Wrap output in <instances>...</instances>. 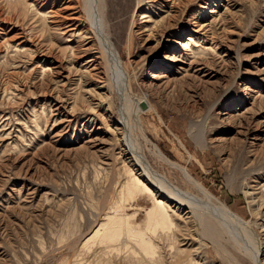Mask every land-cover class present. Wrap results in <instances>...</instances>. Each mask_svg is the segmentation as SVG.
Wrapping results in <instances>:
<instances>
[{
	"label": "rangeland",
	"instance_id": "obj_1",
	"mask_svg": "<svg viewBox=\"0 0 264 264\" xmlns=\"http://www.w3.org/2000/svg\"><path fill=\"white\" fill-rule=\"evenodd\" d=\"M15 2L0 0V264H84L93 257L82 251L80 241L109 212L104 208L113 201L111 192L117 190L121 169L126 167V157L118 155L113 141L117 107L107 110L102 96H97L106 93L102 67L95 70L88 63L97 57V48L90 47L83 36L71 37L44 21L42 15L49 6L35 0ZM180 2L183 6L169 20L163 1L145 3L150 4L143 12L151 23L144 29L150 30L159 21L163 27L147 38L148 32L139 31L142 11L135 9V24L130 26L136 0H108V36L129 68L130 90L150 142L143 143L144 155L154 172L185 193L181 176L152 155L155 145L201 183L217 206L229 208L249 223L256 222L253 230L264 243V205L255 198L259 197L258 187L264 185V0ZM127 3L132 9L126 8ZM164 25L169 34L164 35ZM202 25L207 28L200 33L199 44L213 46L212 55L218 58L211 57L212 68L192 63L181 46L192 34L189 31ZM160 40L157 46L155 42ZM167 56L176 62L165 61ZM157 77L161 79L152 84L158 87H149V80ZM246 87L249 91H244ZM204 118V145H200L190 137L189 128ZM251 122L259 137L257 147L252 146V136L242 135ZM217 138L224 142L220 144ZM245 181L252 188L257 185L255 195H243L251 193L241 188ZM252 202L255 205L249 204ZM150 206L148 201H138L137 206L127 205L126 212L135 213L134 222L142 225ZM259 208L263 215L254 216L251 210ZM180 234L174 235L177 242ZM162 236L155 239L163 261L159 264H185L194 253L196 262L204 258L206 264L225 263L210 244H204L199 255L196 244L186 249L176 242L175 246L185 249L176 254L169 249L172 239ZM189 237L195 242L194 236ZM123 251L94 262L133 264ZM232 252L241 264H251ZM261 260L264 263V250Z\"/></svg>",
	"mask_w": 264,
	"mask_h": 264
},
{
	"label": "bare ground",
	"instance_id": "obj_2",
	"mask_svg": "<svg viewBox=\"0 0 264 264\" xmlns=\"http://www.w3.org/2000/svg\"><path fill=\"white\" fill-rule=\"evenodd\" d=\"M8 1L13 2V3L15 1L19 3H23L22 2L23 0H8ZM36 1L40 2L41 5H45L46 7L49 6L47 8L48 12L42 15V18L44 21H47V22L50 21L49 23L53 24L54 27L59 28V29L61 28L60 30H62L63 33L70 34L71 37H73L75 34L77 35L79 34L80 36H83V38H85V40H87L88 43H91V46L89 45L90 47L95 46L97 48V55L95 54L97 57H95L94 59L90 58L91 60L88 61L89 64L92 63L91 65L93 66L95 70L98 67L99 68L102 67L100 69L101 71H104L105 73L104 92L106 91V93L105 94L102 93L103 95H97V96L98 97L102 96L103 101L102 100L101 101L103 102V104L105 103L107 110H109L112 105H115L117 107L118 122H116L115 124L116 125L114 129L115 133H113V137H114L113 141H115V145L114 144L113 145L116 148V150H118V155L120 154L121 157L122 156L126 157L124 161L126 164V165L124 164V166L126 167H123V170L121 169L122 180L119 183L117 190L115 191L113 190L111 192V195H113V198L111 199H113V201H111L108 207L104 208V209H108L109 212H106L103 215V217H101L102 219L99 218L98 220H96V222L92 224V227H90L89 233L93 232V234L90 233L91 235L90 234L85 235L84 237H82L80 241L82 251L85 252L86 255L93 257L91 261H89V258L87 257L88 259L84 262V264H95L97 262H94V259H99L101 257H103L104 259L106 258L109 259L113 254L117 256L119 255L121 250H124L123 252H125V254H127L128 257L131 258L132 261L137 262L135 264H159L161 263L162 260L159 257L155 239L162 235L167 237L168 239L171 238L172 242L168 244L169 249L174 250L173 252H175L176 254L184 253L185 249H179L177 246H175L176 245L175 243L177 241L174 235H176V232H181L182 234V231L184 232V230L188 232L189 229H190L189 232L191 236H194V240L196 239L195 242L192 241V238L189 237L190 234L187 232L186 234L185 233L182 235L180 234L182 240L180 239L177 242V244H180L181 242L180 245H183L184 247H186V249L192 248L193 245L196 244V246L198 247L197 250L200 255V252L204 244L205 245L210 244L212 248H214L215 252L217 251L218 254L221 256L220 259H222V261L225 262L224 264H241L238 259L239 257L236 258L235 256H233L235 255V253L232 254L233 253L232 250H234L237 253V255H239L240 257L247 259L248 262H250L251 264H264L261 260L262 251L264 250V243L260 241V236L258 237L253 230L256 222L249 223L245 219H243L241 216H239L238 214L230 210L229 208L217 206L212 201L211 196L209 195V193L207 192V190L203 187L201 183L193 179L190 176L189 172L184 169V167H182L181 165L177 163L170 161L165 155H163L158 150V148L155 145L153 146L154 151H151L153 152L152 155H154L162 164L166 165L168 168L177 172L178 175L181 176L182 183H184V186L187 187L188 192L187 191L185 193L180 192L176 187H173L170 184V182L166 180L165 177L159 175L157 172H154L151 169V167L148 165L147 159L144 155L143 143H150V142L146 137L147 134L145 135V132L142 126V121H141L142 117L140 116V113L136 107L137 104L135 105V102H134L135 98H133L132 92L130 90V81H129V76H128L129 68H127L125 62L121 60V57L116 52L108 36V33H109L108 20H109V15H110L108 0H35V2ZM153 1H157V0H136L135 7L133 8V11H131L132 12L131 17H130L131 27L135 24V19H134L135 9L139 12L142 11L140 13L141 18L139 20L140 21L143 20V21L139 23L140 25H142L139 27V31L141 29H144L146 27V24L151 23L149 22L150 21V19H148L149 17L145 15L146 13L144 14L143 10L145 9L146 6L149 7L150 5V4L146 5L145 3L153 2ZM159 1H163V3H165L164 7L168 9L167 15L169 17L166 16L167 20H169L168 18L170 17H175L172 14L173 13L175 14V12H178L177 11L178 8L183 6V4L179 5L181 3L180 2L181 0H159ZM125 6L127 9L131 8L130 3H127ZM185 7L183 9H185ZM183 12L181 11L182 14ZM161 20H162L161 21L162 23L164 20V17ZM194 23L192 24L194 25ZM159 24H160V21L155 22L152 24V28L150 30L144 29L142 32L143 33L148 32L146 34L147 38L149 36L153 37L154 33L156 32V28L158 27L160 28V26L162 25V24L161 25ZM170 24H167V25H170ZM117 25H121V24L118 23ZM48 27H49V24H48ZM131 27H130V30H131ZM168 28L167 27L164 28L165 30V31L163 30L164 35L170 33V30ZM197 28L198 29L196 30L193 29L192 31H189L192 34L188 35L187 39L185 40L183 44H181V46L185 52H189V54L191 55L192 59L190 61H192V63L193 62L199 63L200 66L204 65L205 67H207V66H210L212 62L211 57H215L212 55V54L215 55V49L213 46L209 47V45H207L205 42L204 44L203 43L199 44V41H201L202 39L201 37H199L200 33L202 31H205L207 27L202 25L201 27H197ZM210 28L212 27L211 26L209 27V31H210ZM48 30L46 29V31ZM207 31L204 33H207ZM155 34H159V33H155ZM204 35L203 37L207 39L206 35L205 36ZM160 42L161 40L155 43L157 44V46H159ZM127 50L129 54L130 41H129V44L127 45ZM77 55H78V52H77ZM208 58H210V60ZM219 59H222V58L219 57ZM164 60L170 63L176 62L174 58L168 57V56L164 57ZM206 60H209V62H207ZM216 62H215V65H216ZM190 66L191 64L187 65V67H190ZM210 67L212 68V66ZM100 69H97V70H100ZM262 71L264 72V70ZM43 72L46 73V71H43ZM94 73L96 74V72ZM97 75L98 74H96V76ZM203 76L204 75H202V77ZM151 77H153V75L150 76V78ZM160 79L161 78L157 77L155 78V81L149 80L147 85H149V87H152V86L156 87L155 84H152V83L157 82ZM56 81L58 80H55V82ZM167 84L168 83H165L164 85H167ZM164 85H159V86H164ZM244 91H249V89L246 87L244 88ZM260 97H257V98H260ZM253 108L254 107L252 106L251 109ZM245 111H247V108ZM247 113H244V114H247ZM91 115L93 116V114ZM226 117H229V116H226ZM206 118L202 119L201 122L199 123H197L198 121L191 123V126L189 128V135L195 141L196 144L204 145V143L201 141H203L202 139L205 136V133L203 132V126L205 125L204 122ZM239 118L241 117L239 116ZM251 118L252 117H250V119ZM91 121L93 122V119ZM251 124L252 122L250 124L245 125V129H243L244 132H242L243 133L242 135L252 136L253 137L252 140L254 141V144L252 143L253 141L250 143L253 144L252 146H255L256 145L255 141H257L259 137L258 138L255 137L257 136L255 134L256 133L255 128H252L253 125ZM259 126H260L259 124L255 125L256 128H259ZM110 136H112V134ZM243 137L246 138L245 136ZM222 141L224 142V139L218 140L220 144L222 143ZM94 147H97V145ZM107 149H110V147ZM251 150H254V149H251ZM251 173H249V175ZM116 175H118L117 172H116ZM247 181H245L241 185V188H247L248 190H250L251 193H247L248 191L244 192L242 191L243 189H240V190L241 192H244L243 193L244 196L250 197L251 195H255L253 193V189H255L254 186H257V185H254L252 188L249 185L251 182L247 183ZM258 188H259V193L256 195H258L259 197H255V198H257L256 201L258 200V203L261 202L259 205L263 206L264 205V202H263L264 185ZM109 189L110 187H107V190H106V192L108 191L106 193L107 198L109 194ZM254 200L255 199L253 198L252 201ZM138 201L139 202L148 201L151 205L149 208L145 210V218H144L142 225L134 222L133 218H135L134 217L135 213L126 212L128 208V207L126 208L127 205L137 206ZM249 204H251V206L255 205L253 202ZM259 209L260 210L258 211H256L255 209H252L251 210L252 214L254 216H259L260 213L262 214V209L261 208ZM180 227H182V229L184 230H182ZM173 236L174 238H172ZM228 246L230 247L231 251L228 250ZM186 254H188V252ZM193 256L192 254L191 256L188 255V257L190 258L192 257V259H189L185 264H206V262H204L205 261L204 258H201V261H200L201 263H200L199 261L196 262Z\"/></svg>",
	"mask_w": 264,
	"mask_h": 264
}]
</instances>
